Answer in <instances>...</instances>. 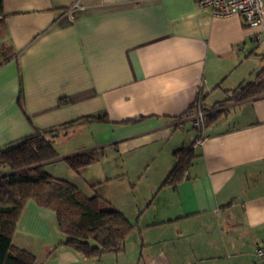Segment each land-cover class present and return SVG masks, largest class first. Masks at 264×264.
<instances>
[{
  "label": "crops",
  "instance_id": "obj_1",
  "mask_svg": "<svg viewBox=\"0 0 264 264\" xmlns=\"http://www.w3.org/2000/svg\"><path fill=\"white\" fill-rule=\"evenodd\" d=\"M76 1L0 0V44L15 52L0 67V147L106 116L53 134V142L62 135L90 143L51 162L109 149L113 166L99 165L102 152L92 164L98 172L82 168L95 175L84 178L85 195L107 200L133 228L122 251L83 257L59 244L54 211L30 200L13 245L36 264H261L264 93L225 101L262 68L255 29L193 0H79L81 9ZM198 96L201 132L189 110ZM133 118L141 119L122 123ZM188 147L187 176L163 185L173 152Z\"/></svg>",
  "mask_w": 264,
  "mask_h": 264
},
{
  "label": "trees",
  "instance_id": "obj_2",
  "mask_svg": "<svg viewBox=\"0 0 264 264\" xmlns=\"http://www.w3.org/2000/svg\"><path fill=\"white\" fill-rule=\"evenodd\" d=\"M4 14L0 10V24ZM10 46L0 44V67L14 58ZM264 93V66L252 80L232 90L231 100L239 102ZM216 105H222L218 103ZM191 105L189 110H192ZM212 116L207 115L206 122ZM133 118L122 123L140 120ZM84 122H110L106 116L78 118L60 127L36 130L19 140L0 147V264H36V257L13 245L18 218L30 200L36 205L54 211L56 224L64 244L83 257H99L124 249L132 223L122 212L99 195L86 196L72 182L56 178L43 171V165L59 155L51 136L59 130H68ZM102 151L93 150L65 157L67 166L75 172L97 161ZM174 165L163 185H175L188 174L194 159L191 147L173 152ZM36 170L42 174L37 178ZM76 217V220H74Z\"/></svg>",
  "mask_w": 264,
  "mask_h": 264
},
{
  "label": "built area",
  "instance_id": "obj_3",
  "mask_svg": "<svg viewBox=\"0 0 264 264\" xmlns=\"http://www.w3.org/2000/svg\"><path fill=\"white\" fill-rule=\"evenodd\" d=\"M199 7L210 9L213 16L228 17L238 15L244 26L255 29L252 42L255 46L264 42V0H193ZM74 8L81 9L79 0L75 2ZM191 114L193 124L201 132L204 128L205 114L201 107L200 96L193 104ZM257 260L264 264V243L255 249Z\"/></svg>",
  "mask_w": 264,
  "mask_h": 264
},
{
  "label": "rangeland",
  "instance_id": "obj_4",
  "mask_svg": "<svg viewBox=\"0 0 264 264\" xmlns=\"http://www.w3.org/2000/svg\"><path fill=\"white\" fill-rule=\"evenodd\" d=\"M255 53L257 55V61L259 63H261V66H264V42L258 44V47H256L255 49ZM261 69V68H260ZM192 112H193V108H192ZM205 124V123H204ZM89 140L82 137V136H77V137H68V136H58L55 137L54 139V147L56 149V151L59 154H65L67 153V151H69L70 149H72V147H82L83 145L89 144ZM104 156L102 157V159L99 161V165L103 166L104 168H108L109 165L113 166L114 161L116 160L115 157H113L110 153L109 149H105L104 151L102 150ZM102 154V155H103ZM118 158V157H117ZM93 164V163H92ZM89 166L88 170H90V173H96L99 171L100 167H97L98 165H92ZM43 171L45 173H48L51 175V173H53V175L55 176H59V177H63L65 179H68L70 182H74L77 186L78 189L81 193L88 194L90 193V189L85 186L83 184L84 178L86 179L87 177H93L95 175H92L90 173L85 174L83 172V170L81 169L79 172V174H77L75 171H73L72 169H70L67 164L65 163L64 160H59L56 162H51V163H47L45 165H43ZM136 171H143V169H139ZM36 173H38V170H36ZM137 172H129V176L131 177H136ZM92 175V176H90ZM36 177V175H34ZM127 178V177H126ZM133 183H135V180H132ZM140 187V184L138 185V188ZM74 220H76V217H74Z\"/></svg>",
  "mask_w": 264,
  "mask_h": 264
}]
</instances>
